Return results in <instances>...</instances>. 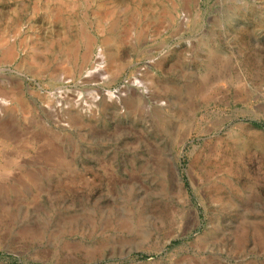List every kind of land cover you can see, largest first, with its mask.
Here are the masks:
<instances>
[{
    "label": "rangeland",
    "instance_id": "374dc122",
    "mask_svg": "<svg viewBox=\"0 0 264 264\" xmlns=\"http://www.w3.org/2000/svg\"><path fill=\"white\" fill-rule=\"evenodd\" d=\"M8 80L0 264H264V0H0Z\"/></svg>",
    "mask_w": 264,
    "mask_h": 264
},
{
    "label": "bare ground",
    "instance_id": "6f19581e",
    "mask_svg": "<svg viewBox=\"0 0 264 264\" xmlns=\"http://www.w3.org/2000/svg\"><path fill=\"white\" fill-rule=\"evenodd\" d=\"M106 12V11H105ZM104 16V20L105 21H107V22H109V21H111V20H113V18H114V15L111 13H105V15H103ZM103 29L104 28V26L103 25H100L99 26V29ZM82 37V36H81ZM87 40H89V47L90 46H92L93 44H94V40H98V39H92L91 37H89V36H87V37H85ZM95 38V37H94ZM88 42V41H87ZM3 43V42H2ZM4 44V43H3ZM76 44L77 45H80V42H78V41H75V42H73L69 47H68V49L65 51V58H64V60L65 61H68V62H70L71 61V59H72V51L74 52L75 51V49L74 48H76ZM88 45V44H87ZM88 47V48H89ZM87 48V49H88ZM93 48V47H92ZM90 52V51H89ZM88 53V52H87ZM8 54L10 55V59H13V57H14V55H13V51H10V52H8ZM84 56V55H83ZM76 57V56H75ZM75 57H74V59H75ZM105 56L103 55V52H102V50L100 49V52L98 53V55H96V57H95V67H94V69L93 70H87V73H88V75L89 74H92V73H94V72H98V76H100L101 78L102 77H104L103 76V74L100 72L101 70H102V68L103 67H105V65L103 66L102 65V63H104L105 62V59L106 58H104ZM109 58V57H108ZM88 59H90V57L89 56H86V58H82V64L80 65V63L78 62V60H76L73 64H74V68H77V69H82V68H86L87 66H86V64H87V62L89 61ZM2 60V59H1ZM27 62V61H26ZM33 62V61H32ZM73 62V61H72ZM85 63V64H84ZM112 63V62H111ZM92 64V63H91ZM90 64V65H91ZM109 64V63H108ZM28 65V64H27ZM147 67V66H146ZM87 69V68H86ZM80 70H78V71H80ZM73 72V71H72ZM66 73H68V72H66ZM143 74V73H142ZM145 75V74H144ZM64 79L67 77L66 76V74H64L63 76H62ZM60 78V77H59ZM62 78V79H63ZM61 80V79H60ZM60 80H58V81H60ZM64 82H65V80H63ZM129 83V82H128ZM143 84V82H142V80H141V78L139 79L138 77L137 78H135V80H134V85L135 86H141ZM6 85H7V90H1L0 92V94H1V96H2V98H1V101H2V103H8V102H11V101H15V102H18L19 104H21L22 105V99L19 97V95H18V92L17 91H15V89H14V85H17V86H22L23 87V85H22V82L19 80V82L18 83H14V81H7L6 82ZM143 86V85H142ZM130 87V86H129ZM134 88V87H133ZM14 89V90H13ZM121 89V88H120ZM146 89V88H145ZM19 90H22V89H19ZM119 92V91H118ZM134 94V93H133ZM137 96V95H136ZM99 97V96H98ZM148 97V96H147ZM76 98V97H75ZM94 98H97V95L94 97ZM132 98H133V95H132ZM153 102V101H152ZM159 102V101H158ZM161 104V103H160ZM159 104V105H160ZM2 105V104H1ZM3 105H5V104H3ZM5 121V120H4Z\"/></svg>",
    "mask_w": 264,
    "mask_h": 264
}]
</instances>
